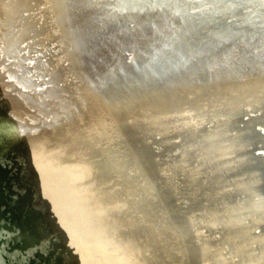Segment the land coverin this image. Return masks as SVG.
I'll list each match as a JSON object with an SVG mask.
<instances>
[{"label": "water", "instance_id": "95a60500", "mask_svg": "<svg viewBox=\"0 0 264 264\" xmlns=\"http://www.w3.org/2000/svg\"><path fill=\"white\" fill-rule=\"evenodd\" d=\"M111 5L0 0V264H264V3Z\"/></svg>", "mask_w": 264, "mask_h": 264}, {"label": "snow or ice", "instance_id": "6c2138e0", "mask_svg": "<svg viewBox=\"0 0 264 264\" xmlns=\"http://www.w3.org/2000/svg\"><path fill=\"white\" fill-rule=\"evenodd\" d=\"M144 3L153 6V10L163 12L167 9L176 16L180 15L182 7L190 8L194 13H203L224 5V10L235 16L244 8L248 0H112L111 11L123 15L129 10L127 5L135 6ZM261 3H264V0H261ZM132 10L137 9L133 7Z\"/></svg>", "mask_w": 264, "mask_h": 264}]
</instances>
